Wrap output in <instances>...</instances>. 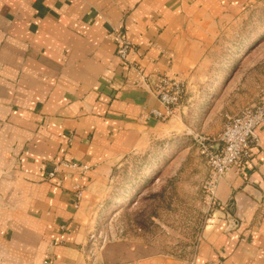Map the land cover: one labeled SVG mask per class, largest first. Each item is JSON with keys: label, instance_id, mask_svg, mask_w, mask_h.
Segmentation results:
<instances>
[{"label": "crops", "instance_id": "1", "mask_svg": "<svg viewBox=\"0 0 264 264\" xmlns=\"http://www.w3.org/2000/svg\"><path fill=\"white\" fill-rule=\"evenodd\" d=\"M258 1L0 0V172L15 173L0 178L9 205L0 207V264H93L87 236L115 165L148 135L189 134L193 115L208 137L221 134L201 128L216 115L214 52ZM122 37L138 51L132 64L117 57ZM161 75L188 83L166 123L150 117L161 110L152 90ZM256 133L242 167L220 182L193 256L131 264H264V124ZM60 161L91 170L81 181L69 170L49 179Z\"/></svg>", "mask_w": 264, "mask_h": 264}, {"label": "rangeland", "instance_id": "2", "mask_svg": "<svg viewBox=\"0 0 264 264\" xmlns=\"http://www.w3.org/2000/svg\"><path fill=\"white\" fill-rule=\"evenodd\" d=\"M214 53L217 90L207 98L208 105L215 102L211 112L216 115L201 127L208 132L224 127L226 114L264 100V0L239 17V25L223 35ZM208 111L196 108L197 113ZM196 119L188 120L189 134L174 139L148 135L141 149L115 165L108 197L87 236L93 264H131L154 254L193 256L212 216L203 190L208 160L195 140L208 135ZM14 174L0 172V178ZM1 203V209L9 206Z\"/></svg>", "mask_w": 264, "mask_h": 264}, {"label": "built area", "instance_id": "3", "mask_svg": "<svg viewBox=\"0 0 264 264\" xmlns=\"http://www.w3.org/2000/svg\"><path fill=\"white\" fill-rule=\"evenodd\" d=\"M117 57L125 63L138 57V51L126 38L118 40ZM153 93L158 98L160 109H152L150 117L160 122L169 121L175 110L181 104L188 91L186 79L161 75L154 77ZM264 124V100L258 104L245 107L233 116H227L221 134L216 139L208 136L196 135L195 140L201 152L208 160V174L203 184L206 211L213 214L216 209L217 191L220 182L232 172L239 170L250 156L251 146L258 144L257 129ZM215 143L216 146H213ZM64 170L77 175L80 181L87 176L91 167L78 162L60 161L54 165L48 174L54 179ZM84 186L77 182L73 186L75 207L78 208L82 200Z\"/></svg>", "mask_w": 264, "mask_h": 264}]
</instances>
